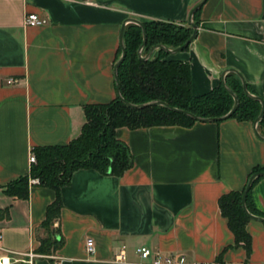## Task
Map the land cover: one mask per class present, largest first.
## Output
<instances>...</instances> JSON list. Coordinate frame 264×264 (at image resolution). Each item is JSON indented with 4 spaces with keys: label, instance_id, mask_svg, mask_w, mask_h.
Returning <instances> with one entry per match:
<instances>
[{
    "label": "crops",
    "instance_id": "0c3cea01",
    "mask_svg": "<svg viewBox=\"0 0 264 264\" xmlns=\"http://www.w3.org/2000/svg\"><path fill=\"white\" fill-rule=\"evenodd\" d=\"M203 1L195 41L167 59L190 64L195 97L218 88L226 73L225 79L241 75L264 101V0H0L1 257L40 255V239L48 235L42 224L57 191L30 179L24 200L7 188L30 175L36 148L65 146L80 136L86 106L117 98L123 25L185 26ZM30 14L44 24L27 26ZM116 138L133 156L131 169L120 178L80 170L60 191L63 208L53 229L64 245L53 256L61 264H149L140 247L183 256L185 264L220 257L224 264H245L246 251L233 247L219 200L242 191L254 170L264 171V139L254 123L232 118L191 127H121ZM252 202L264 216V178L254 185ZM247 231V264H264V223L251 220ZM56 262L44 256L34 264Z\"/></svg>",
    "mask_w": 264,
    "mask_h": 264
},
{
    "label": "trees",
    "instance_id": "16d2710c",
    "mask_svg": "<svg viewBox=\"0 0 264 264\" xmlns=\"http://www.w3.org/2000/svg\"><path fill=\"white\" fill-rule=\"evenodd\" d=\"M197 13L194 15L195 25ZM144 27L147 32L145 54L159 45L172 50L182 47L194 32L189 23L185 26L151 23ZM124 41L127 55L119 67L118 75L121 94L128 103L142 105L162 101L201 118L223 117L233 109L235 100L223 84L208 94L195 97L192 93L190 64L167 59L169 54L165 50H156L149 60L140 59L138 51L143 44V30L140 26L130 25L126 28ZM225 80L240 100L239 108L230 119L255 123L261 114L262 104L245 94L243 83L238 77L229 75ZM248 90L255 95L249 87ZM85 116L86 123L78 138L65 146L36 148L34 152L37 163L32 165L30 175L7 188L8 195L24 200L29 198L30 179H38L39 185L57 191V199L49 206L46 220L42 224L48 234L46 238L40 239L39 254L42 256H52L64 245L60 230L53 228L60 219L63 208L60 191L70 183L75 172L96 170L104 175L120 178L132 168L133 156L128 147L116 138L118 128L135 130L155 126L191 127L197 122L163 106L132 109L118 96L108 104L86 106ZM259 130L264 134V118L259 124ZM258 172L264 171L254 170L249 180ZM260 179L254 182L252 189ZM246 187L242 191H231L219 200L222 216L228 221L235 237L233 247L246 251L245 264L252 256V237L247 231V224L251 219L242 207ZM252 189L248 194L247 208L253 215L264 217L254 207ZM216 262L224 264L222 257Z\"/></svg>",
    "mask_w": 264,
    "mask_h": 264
},
{
    "label": "water",
    "instance_id": "95a60500",
    "mask_svg": "<svg viewBox=\"0 0 264 264\" xmlns=\"http://www.w3.org/2000/svg\"><path fill=\"white\" fill-rule=\"evenodd\" d=\"M203 3H204V1L202 3H200L199 5H197L192 10L191 15H190L189 24L192 25V27L194 29L192 37L187 41V43H185V45H183L182 47H179L177 49L171 50V49H169V48H167V47H165L163 45H159V46L154 47L151 50V52L146 57H143L142 56V52H143V50H144V48H145V46L147 44V32H146V29H145L144 25L138 22L137 24L140 25V27L143 30V44L141 45V47H140V49L138 51V56L140 57V59H142L144 61L149 60L151 58V56L153 55L155 49H163L168 54H171V55H176V54L186 50L195 41V39L197 37L198 29H197V26L193 22V16L195 15L196 12H198L200 10V8L202 7ZM125 28H126L125 25H123V27L121 29V32H120V47H121V50H122V55H121V58L119 59V61L115 65L114 75H115V80H116L117 95H118L119 99L121 101H123L129 108L142 110V109H145V108H148V107H151V106H163V107H166L167 109L171 110L172 112H176V113H179V114L186 115V116L192 118L193 120H195L197 122H222V121L230 119L234 115V113L239 108L240 100H239L238 96L234 93V91L227 85L226 80H225L226 73L223 76L222 84L225 87V89L234 98L235 105H234L233 109L227 115H225L223 117H219V118H201V117H198V116L194 115L191 112L171 107L170 105H168L167 103L162 102V101H154V102H150V103H146V104H142V105H134V104H131V103H128L127 101H125L123 96H122V94H121V91H120V80H119V75H118L119 67L121 66V64L123 63V61L125 60L126 55H127L125 41H124ZM239 77H240V79H241V81L243 83V89H244L245 94L249 98H251L253 100H257V101H259L262 104V111H261L260 116L258 117V119L254 123V130H255V134L257 135L258 138L264 139V137L259 132V124H260L261 120L264 118V101H263L262 98L251 94L249 92V90H248L247 84L245 83V81L243 80L241 75H239ZM259 178H264V172L255 173L251 177V179L249 180V182L247 184V187H246V189L244 191L243 197H242V207H243V210H244L245 214L252 221L264 223V217H259V216L253 215L252 213H250V211L247 208L248 194H249L250 190L252 189V186H253L254 182L257 179H259Z\"/></svg>",
    "mask_w": 264,
    "mask_h": 264
},
{
    "label": "built area",
    "instance_id": "2783aa9c",
    "mask_svg": "<svg viewBox=\"0 0 264 264\" xmlns=\"http://www.w3.org/2000/svg\"><path fill=\"white\" fill-rule=\"evenodd\" d=\"M25 24L27 26L34 27V26L43 25L44 21L37 14H30L26 17ZM16 82H17L16 79H10L8 81V84H15ZM30 163L32 165L37 163V159L33 153L30 156ZM35 181L37 183H39L38 179H35ZM1 238H2V234L0 232V241H1ZM86 251L89 255H93L95 253L94 241L92 239H88L86 241ZM137 253L143 261L149 262V264H185V261H186V259L183 256L176 259L173 255L164 256L158 252L152 251L151 249H149L147 247H140L137 250ZM19 256H20L19 258L1 257L0 256V264H34V262L37 258L44 257L42 255H38V254L33 253V252L20 254ZM48 257H50L52 259H56L57 260L56 264H61V261H58V259L55 256L52 255V256H48ZM124 259H125L124 253H122L118 257V261H123ZM211 264H218V263L215 262V263H211Z\"/></svg>",
    "mask_w": 264,
    "mask_h": 264
}]
</instances>
